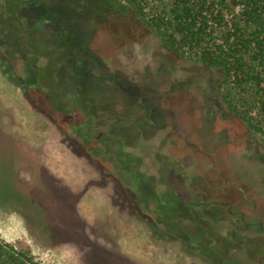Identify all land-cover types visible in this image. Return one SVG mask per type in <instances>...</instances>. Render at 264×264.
I'll return each instance as SVG.
<instances>
[{
    "label": "rangeland",
    "instance_id": "1",
    "mask_svg": "<svg viewBox=\"0 0 264 264\" xmlns=\"http://www.w3.org/2000/svg\"><path fill=\"white\" fill-rule=\"evenodd\" d=\"M5 5L0 239L41 264H220L200 250L218 235L239 264H264V138L227 110L222 72L173 52L122 0ZM77 120L116 140L88 143ZM138 172L174 186L183 222L213 236L171 232Z\"/></svg>",
    "mask_w": 264,
    "mask_h": 264
},
{
    "label": "trees",
    "instance_id": "2",
    "mask_svg": "<svg viewBox=\"0 0 264 264\" xmlns=\"http://www.w3.org/2000/svg\"><path fill=\"white\" fill-rule=\"evenodd\" d=\"M122 1L173 52L221 71L218 93L227 110L264 138V0ZM7 2L11 6L5 5L3 8L14 17L18 8L13 3L20 0ZM78 70L73 69L70 78L73 79L72 75L79 73ZM78 99L82 101L85 112H88L87 95L80 93ZM75 125H79L80 132L83 130L82 135L88 143L90 141L95 145L106 142L108 147V142L116 140L112 135L99 130L89 135L92 127L88 120H77ZM112 155L124 163L131 162L133 156L123 146L112 150ZM128 178H137L135 185L143 200L154 199L163 223L171 232H185L188 238L196 242L207 233L213 236V232L204 230V226L196 221L183 222L184 215L179 209L182 197L174 186L160 190L155 183V176L145 172H138ZM213 237L216 239L214 244L210 240H202V254L216 263L239 264L235 256L227 255V237ZM0 264L41 262L30 250L17 248L0 239Z\"/></svg>",
    "mask_w": 264,
    "mask_h": 264
},
{
    "label": "flooded vegetation",
    "instance_id": "3",
    "mask_svg": "<svg viewBox=\"0 0 264 264\" xmlns=\"http://www.w3.org/2000/svg\"><path fill=\"white\" fill-rule=\"evenodd\" d=\"M21 82L24 86H28V83L26 82V79L24 77H21Z\"/></svg>",
    "mask_w": 264,
    "mask_h": 264
}]
</instances>
